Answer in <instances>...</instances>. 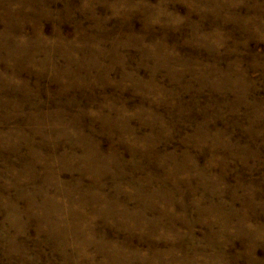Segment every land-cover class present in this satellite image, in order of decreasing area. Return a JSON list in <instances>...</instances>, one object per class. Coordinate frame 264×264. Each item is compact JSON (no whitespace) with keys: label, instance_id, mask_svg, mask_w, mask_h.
I'll return each mask as SVG.
<instances>
[{"label":"rangeland","instance_id":"obj_1","mask_svg":"<svg viewBox=\"0 0 264 264\" xmlns=\"http://www.w3.org/2000/svg\"><path fill=\"white\" fill-rule=\"evenodd\" d=\"M0 264H264V0H0Z\"/></svg>","mask_w":264,"mask_h":264}]
</instances>
